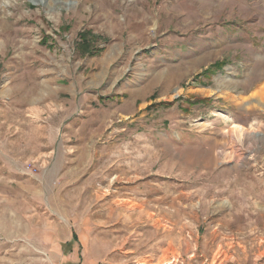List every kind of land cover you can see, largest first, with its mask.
I'll return each mask as SVG.
<instances>
[{
  "label": "rangeland",
  "instance_id": "374dc122",
  "mask_svg": "<svg viewBox=\"0 0 264 264\" xmlns=\"http://www.w3.org/2000/svg\"><path fill=\"white\" fill-rule=\"evenodd\" d=\"M263 90L264 0H0V264H264Z\"/></svg>",
  "mask_w": 264,
  "mask_h": 264
},
{
  "label": "trees",
  "instance_id": "16d2710c",
  "mask_svg": "<svg viewBox=\"0 0 264 264\" xmlns=\"http://www.w3.org/2000/svg\"><path fill=\"white\" fill-rule=\"evenodd\" d=\"M85 33L86 32L81 34L80 47H81V50L91 53L92 43L90 42L89 36H87ZM101 99L103 100V102H105L107 99H109V97H102ZM74 237H76V235H74Z\"/></svg>",
  "mask_w": 264,
  "mask_h": 264
},
{
  "label": "bare ground",
  "instance_id": "6f19581e",
  "mask_svg": "<svg viewBox=\"0 0 264 264\" xmlns=\"http://www.w3.org/2000/svg\"><path fill=\"white\" fill-rule=\"evenodd\" d=\"M262 94H263V96H264V90H263V92H262ZM257 95V94H256ZM259 95V94H258ZM260 96V95H259ZM198 150V149H197ZM196 151V150H195ZM202 151V150H201ZM200 151V152H201ZM204 151V150H203ZM198 152V151H197ZM209 153H210V151H209ZM191 155V154H190ZM200 155V154H199ZM204 155V153L201 155V156H203ZM205 156H206V154H205ZM205 156H203V159H207V158H209L208 156L205 158ZM210 156V155H209ZM194 158H196L195 156H194ZM198 158H196L195 160H197ZM198 160H200V159H198ZM211 162V161H210Z\"/></svg>",
  "mask_w": 264,
  "mask_h": 264
}]
</instances>
